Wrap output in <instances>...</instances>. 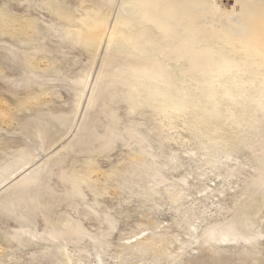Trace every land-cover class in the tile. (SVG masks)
Instances as JSON below:
<instances>
[{
	"label": "rangeland",
	"instance_id": "1",
	"mask_svg": "<svg viewBox=\"0 0 264 264\" xmlns=\"http://www.w3.org/2000/svg\"><path fill=\"white\" fill-rule=\"evenodd\" d=\"M0 264H264V0H0Z\"/></svg>",
	"mask_w": 264,
	"mask_h": 264
}]
</instances>
